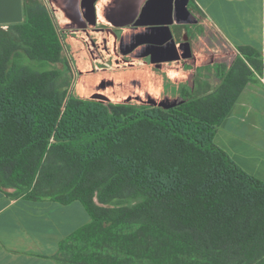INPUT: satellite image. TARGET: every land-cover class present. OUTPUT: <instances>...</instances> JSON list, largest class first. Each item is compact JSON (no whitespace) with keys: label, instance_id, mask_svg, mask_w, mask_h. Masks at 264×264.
<instances>
[{"label":"trees","instance_id":"1","mask_svg":"<svg viewBox=\"0 0 264 264\" xmlns=\"http://www.w3.org/2000/svg\"><path fill=\"white\" fill-rule=\"evenodd\" d=\"M23 9L13 34L0 27V189L84 205L91 221L59 264H264V181L215 143L264 77L261 52L243 45L230 65L198 67L218 83L180 84L175 106L81 98L51 11Z\"/></svg>","mask_w":264,"mask_h":264},{"label":"crops","instance_id":"2","mask_svg":"<svg viewBox=\"0 0 264 264\" xmlns=\"http://www.w3.org/2000/svg\"><path fill=\"white\" fill-rule=\"evenodd\" d=\"M42 1L53 17L61 12L59 0ZM95 13L99 23L114 31L118 49L124 43L130 48L114 53L110 69H94V76L82 77L77 84L80 96L88 95L102 81L104 86L96 94L114 101L145 94L156 100L153 84L162 82L161 90L165 80L155 68L171 64L165 69L166 76L186 82L198 67L215 64V45L206 41L211 34L235 57L239 46L250 45L264 58V0H97ZM168 27L177 46L190 43V58L153 63L150 56L137 53L139 43L157 45L163 40ZM63 30L73 33L67 27ZM174 98L175 104L181 102L179 94ZM215 143L244 170L264 181L263 76L256 75L244 87L220 125ZM10 192L12 189H0V264H59L56 256L61 243L91 221L84 205L80 201L32 200Z\"/></svg>","mask_w":264,"mask_h":264},{"label":"rangeland","instance_id":"3","mask_svg":"<svg viewBox=\"0 0 264 264\" xmlns=\"http://www.w3.org/2000/svg\"><path fill=\"white\" fill-rule=\"evenodd\" d=\"M24 1V0H23ZM55 21L58 24V27L60 29L62 40L65 44V50L66 55L68 56L70 60L71 65V71L70 76L72 80V86H71V94L76 95L81 98H93V96L98 93L97 90L99 88H103L104 82L95 83V89L91 90L90 93L86 96H80L77 91V84L78 81L82 77H89L94 76L96 73H92L93 70H100V69H110V64L112 62V59L114 58L113 51L109 52H103L99 51V53L94 52L91 47L88 44V38L83 36L81 33H71L66 32L63 29L66 28L65 25V18L61 12L58 11V14L54 16ZM1 28L11 32L12 34L15 32L11 27H9V24H2L0 25ZM206 41H208L209 45L213 44L215 45V56L212 58V63H226L229 64L232 62V60L235 58V54H231V51L229 50V47L221 41L220 38L213 36L212 34L210 37L206 38ZM112 46V44H111ZM94 59H100V61H94ZM92 62L95 63V67L92 68ZM213 64L206 65V66H212ZM60 68H64V65L62 63L58 64ZM171 66V64L167 65L166 67H160L155 68V71L157 73H160L164 76V82L163 86L164 88L160 90V87L162 86V82H157L153 84V87L156 89V92L158 94V98L151 99L148 94H145L144 96H133L128 99H125L124 101H114L107 96H104L102 98H94L97 100H101L104 102H114V103H136V104H172V106H175V94L179 92V85H189L195 89H200V91H205L207 89H210L218 83V78L216 77L215 73L211 70L204 69L201 71L193 72V75L191 78L186 82H181L179 80L170 79V77L166 76L165 69H168L167 67ZM188 66V65H186ZM185 66V67H186ZM203 67V66H202ZM155 101V102H154ZM144 264H148L145 262Z\"/></svg>","mask_w":264,"mask_h":264},{"label":"flooded vegetation","instance_id":"4","mask_svg":"<svg viewBox=\"0 0 264 264\" xmlns=\"http://www.w3.org/2000/svg\"><path fill=\"white\" fill-rule=\"evenodd\" d=\"M59 3L57 6L61 9V13L65 18L66 27L74 33L79 32L87 37L88 44L94 52L103 51L110 53L113 51V53H117L118 51L129 50V43L121 44L120 50L118 49L114 31L109 25L97 21V16L90 0L80 2L77 0H66L65 3L59 0ZM107 15L111 19V14L108 13ZM112 37H114L113 41Z\"/></svg>","mask_w":264,"mask_h":264},{"label":"water","instance_id":"5","mask_svg":"<svg viewBox=\"0 0 264 264\" xmlns=\"http://www.w3.org/2000/svg\"><path fill=\"white\" fill-rule=\"evenodd\" d=\"M97 0H90L95 13V3ZM24 20L23 0H0V25L20 23ZM168 35L157 45L140 44L137 53L142 56H150L151 62L173 61L192 56L191 45L189 42L181 43L177 46L170 28H166ZM164 36L163 34H161ZM160 36V35H159ZM138 45V44H136ZM127 52H124L126 54ZM102 98L103 95L95 94L93 98ZM155 102V101H154ZM170 107L172 104H161Z\"/></svg>","mask_w":264,"mask_h":264}]
</instances>
